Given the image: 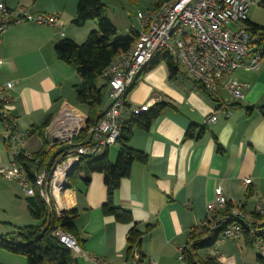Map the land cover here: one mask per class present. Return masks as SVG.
Returning a JSON list of instances; mask_svg holds the SVG:
<instances>
[{
	"label": "crops",
	"instance_id": "1",
	"mask_svg": "<svg viewBox=\"0 0 264 264\" xmlns=\"http://www.w3.org/2000/svg\"><path fill=\"white\" fill-rule=\"evenodd\" d=\"M0 2L10 8L23 6L32 14L56 15L61 23L59 29L21 24L12 27L4 37L0 83L14 84V114L20 130L29 132L54 118L63 103L76 104L74 87L81 79L57 59L54 48L63 39L83 44L96 24L87 30V23L82 28L74 25L78 0ZM248 21L252 19L249 17ZM131 31L133 37L142 28L139 32ZM234 76L249 85L244 92L245 100L233 106L229 116H219L214 124L207 121L218 103L182 70L172 79L165 63L143 74L127 96L129 109L139 108L152 99L167 105L149 131L133 133L129 145L146 154L148 163H135L130 177L122 180L113 196L114 205L131 212L141 231H145L146 225L155 226L143 237L141 248L135 250L144 255L145 263L179 264L178 250L187 244L193 229L202 227L208 216L207 206L214 203L217 189H222L232 206L244 207L248 214L254 212L264 197V118L258 109L248 112V108L264 107V57L257 71L238 70ZM226 96L222 91L216 95ZM108 107L107 98L103 110ZM129 118L125 114V121ZM190 128L195 133L193 139L186 138ZM35 136L41 144L31 149L29 141ZM42 145L43 138L38 134L27 140L31 153L38 152ZM5 147L4 127L0 124V168L12 161V154ZM107 149L111 162L115 163L119 146ZM90 179L89 185L77 181L66 193L67 210L78 212L77 239L83 243L84 254L77 257L79 264H90L85 256L103 259L108 264H133V255H127V234L131 226L119 224L103 214L102 207L108 200L104 176L93 174ZM245 180L252 181L248 187ZM13 194V200L21 203V210L29 211L24 194L20 191ZM238 249L243 251L242 246ZM0 255L25 264L12 254Z\"/></svg>",
	"mask_w": 264,
	"mask_h": 264
},
{
	"label": "built area",
	"instance_id": "2",
	"mask_svg": "<svg viewBox=\"0 0 264 264\" xmlns=\"http://www.w3.org/2000/svg\"><path fill=\"white\" fill-rule=\"evenodd\" d=\"M259 4L260 0H172L145 15L138 14L142 32L134 46L117 56L103 73V78L109 83V107L105 116L89 130L81 144H76L75 140L85 129L87 116L75 106L63 103L58 114L44 128L43 139L49 147L63 144L69 149L57 159L49 172L34 170L33 180L18 162L21 156L27 160L34 159V153L27 147L30 133L20 130L14 114V84L0 83V124L4 127L6 148L12 154L9 165L0 168V176L19 185L25 198L34 197L38 192L47 207L62 216L61 213L68 207V180L75 167L83 158H96L118 143L126 122L125 114L137 116L149 112L158 104L156 99H152L139 108L129 109L127 96L145 69L162 52L168 53L183 72L205 91L215 96L221 91L227 95L219 98L221 103L208 123H216L219 116H229L231 108L245 100L244 92L249 89V85L235 78V73L238 70L257 71L260 67L262 50L258 39L246 27L251 9ZM27 23L55 29L61 26L56 15L32 14L23 6L10 8L0 2V66L3 63L1 49L5 35L12 27ZM251 182L245 180V186L248 187ZM228 204L222 189H217L214 203L207 206L208 216L202 226H209L211 230L224 227L217 245L240 240L243 231H248L253 247L264 260V220L255 222L251 213L232 206L230 215L208 223L217 211H224ZM253 213L264 216V197ZM56 235L77 257L84 255L73 237L61 231H57ZM211 256L217 259L218 264H236L234 256H218L216 252ZM85 257L90 264H108L103 259ZM178 259L184 263L183 248L178 250ZM131 261L133 264H157L154 261L140 263L137 251Z\"/></svg>",
	"mask_w": 264,
	"mask_h": 264
},
{
	"label": "trees",
	"instance_id": "3",
	"mask_svg": "<svg viewBox=\"0 0 264 264\" xmlns=\"http://www.w3.org/2000/svg\"><path fill=\"white\" fill-rule=\"evenodd\" d=\"M169 1L172 0H161L156 9ZM262 5L264 7V2ZM88 21L97 22L98 30L90 32L83 44L63 39L54 48L57 59L71 67L81 79L80 84L74 87L76 104L87 109V121L84 131L75 140L76 144H81L87 138L89 130L97 125L106 114L107 109L103 110V107L107 100L109 83L103 78L104 71L117 56L128 52L138 38V35H134L130 39H117V28L108 15V8L101 0H78L76 17L73 23L76 27H83ZM246 27L248 32L258 39V45L262 50V57H264V25H256L248 21ZM161 63L166 64L172 79L180 74L181 68L166 52L160 53L145 69L143 74L150 72ZM195 83L214 102L218 103V105L221 103L214 94L205 91L202 86L197 82ZM166 107L167 105L165 104H157L149 112L130 116L128 121L123 124L121 137L117 143L119 154L115 163L111 162L108 149H106L102 155L96 158H83L68 180L69 187L73 188L79 180L89 185L90 176L93 174H102L104 176L108 200L103 205L102 212L105 216L113 217L119 224L131 226L127 234L128 256L133 255L135 250L141 248L143 237L150 233L155 226L146 225L145 231H141L131 212L117 208L114 205L113 196L119 189L122 180L130 177L132 166L135 163L142 165L148 163L146 154L130 147L129 143L133 133L137 130L149 131L152 124L162 115ZM254 109H258L264 118V107L248 108V112H252ZM52 119L49 118L40 127H33L29 131L30 137L38 134L43 138V130ZM194 134L193 128H190L186 138L193 139ZM217 147L221 151L222 148L218 142ZM68 149L69 147L63 144L49 147L43 139V145L38 152L34 153V159L27 160L21 156L18 158V162L27 169L29 177L33 180L34 170H46L49 172L57 159ZM80 173L85 175L84 178L79 176ZM27 201L31 216L35 220L42 221V224L16 227L14 232L6 236H0V250L24 257L27 260V264H75V252L63 244L56 233L61 231L63 234L73 237L78 246L82 248L83 243L77 239V210H70L66 214L59 216L53 209L47 207L38 192L34 197L27 198ZM232 209V205L228 204L224 211H217L208 223H213L221 216L230 215ZM241 210H244V207H241ZM250 215L255 222L264 220V216L254 213ZM223 230L224 227L211 230L209 226L193 229L189 234L187 244L183 247V264H218L217 259L213 258L210 252L216 247L217 240L222 235ZM243 238L247 247H253V239L248 231H243ZM138 253L140 254V263H142L145 257L140 252ZM258 259L264 264V260L259 255Z\"/></svg>",
	"mask_w": 264,
	"mask_h": 264
},
{
	"label": "rangeland",
	"instance_id": "4",
	"mask_svg": "<svg viewBox=\"0 0 264 264\" xmlns=\"http://www.w3.org/2000/svg\"><path fill=\"white\" fill-rule=\"evenodd\" d=\"M103 4L108 8V15L113 23L117 27V39H127L131 37V29L139 32L141 30V24L138 19V14L145 15L147 12H151L156 9V6L161 0H101ZM262 1L258 7H253L250 11L249 17L252 19L253 24L264 25V7ZM254 16V17H253ZM96 24V29L98 30L97 22L88 21L87 28L91 27V24ZM82 28V27H79ZM91 31V32H92ZM182 70V69H181ZM183 71V70H182ZM82 112H86V109L75 103H71ZM41 140L38 136H35L29 141L30 148L35 149L36 146H40ZM6 148V147H5ZM9 152V151H8ZM22 192L19 185L5 180L0 176V236H6L9 233L14 232L16 227H24L28 225H41L42 221L35 220L28 209L26 212L21 210V203H16L13 200L14 192ZM23 194V192H22ZM15 199L19 200L16 196ZM228 241L223 244L217 245L211 253L222 254L225 257L235 255L236 264H263L258 259V251L254 247H247L244 241ZM242 246L243 251L239 252L238 247ZM4 252V251H2ZM4 256L7 253H1ZM9 254V253H8ZM16 256V255H13ZM14 258H19L27 264V260L24 257L16 256ZM179 264H183L177 259ZM0 264H18L16 259H11V261L6 260L0 255Z\"/></svg>",
	"mask_w": 264,
	"mask_h": 264
},
{
	"label": "water",
	"instance_id": "5",
	"mask_svg": "<svg viewBox=\"0 0 264 264\" xmlns=\"http://www.w3.org/2000/svg\"><path fill=\"white\" fill-rule=\"evenodd\" d=\"M69 177H70V176H69ZM68 187H69V185H68ZM67 211H68V210H65V211H63L61 214L64 215V214L67 213ZM75 264H79V260H78L77 257L75 258Z\"/></svg>",
	"mask_w": 264,
	"mask_h": 264
},
{
	"label": "clouds",
	"instance_id": "6",
	"mask_svg": "<svg viewBox=\"0 0 264 264\" xmlns=\"http://www.w3.org/2000/svg\"><path fill=\"white\" fill-rule=\"evenodd\" d=\"M77 257V256H76Z\"/></svg>",
	"mask_w": 264,
	"mask_h": 264
}]
</instances>
